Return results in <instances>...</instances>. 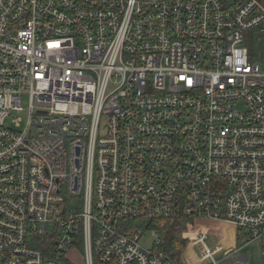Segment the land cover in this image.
<instances>
[{
  "label": "built area",
  "instance_id": "built-area-1",
  "mask_svg": "<svg viewBox=\"0 0 264 264\" xmlns=\"http://www.w3.org/2000/svg\"><path fill=\"white\" fill-rule=\"evenodd\" d=\"M193 219L264 257V0H0V264H244Z\"/></svg>",
  "mask_w": 264,
  "mask_h": 264
},
{
  "label": "rangeland",
  "instance_id": "rangeland-1",
  "mask_svg": "<svg viewBox=\"0 0 264 264\" xmlns=\"http://www.w3.org/2000/svg\"><path fill=\"white\" fill-rule=\"evenodd\" d=\"M186 228L187 230L184 231L183 237L188 239V241L186 242L187 246L195 236L200 237L202 235L206 236V246L212 249H214L216 246H221L224 244L232 247L239 244L238 230L234 226L224 221L220 222L210 219H195L193 225L186 226ZM150 242L151 235L150 232H148L147 237L144 238L141 243L146 247H149L151 246ZM187 246L182 251L186 250ZM201 248L202 246L199 245L198 247L192 249V252L196 253L197 256H200ZM237 248H239V246ZM243 252H246L251 257L249 264L264 263V257L261 255V247L259 241L255 240L253 241V243L245 245L242 250L237 252V254L235 255L236 258H238L239 255ZM93 261L95 264H100L96 257L93 258ZM64 264H86V262L84 261V246L76 244L73 251H71V253L69 254V260H67V262H64ZM219 264H228V261L224 260Z\"/></svg>",
  "mask_w": 264,
  "mask_h": 264
},
{
  "label": "trees",
  "instance_id": "trees-1",
  "mask_svg": "<svg viewBox=\"0 0 264 264\" xmlns=\"http://www.w3.org/2000/svg\"><path fill=\"white\" fill-rule=\"evenodd\" d=\"M258 39H259V36H258ZM252 41H253L252 43H257L256 37H253ZM193 222H194V219L193 220H181L178 224L179 226L177 230L170 229L168 231L167 238L165 240L166 244L163 249H165V251L170 257L178 258L181 251L186 248L187 246L186 242L188 241V239L183 237V233L185 230H187L186 226L193 225ZM245 235L248 236V234L244 233L242 235H239V238ZM40 247L42 248L41 245Z\"/></svg>",
  "mask_w": 264,
  "mask_h": 264
},
{
  "label": "crops",
  "instance_id": "crops-1",
  "mask_svg": "<svg viewBox=\"0 0 264 264\" xmlns=\"http://www.w3.org/2000/svg\"><path fill=\"white\" fill-rule=\"evenodd\" d=\"M247 234L246 232H244V231H239L238 230V235H242V234ZM245 236H247V235H245ZM245 236H242V237H240L239 239H238V242H239V244H237L236 246H229V245H226V244H224V245H221L223 248L225 247V248H237L238 246L240 247V249H239V251L240 250H242L244 247H241L240 246V243H241V241H240V239L241 238H243V237H245ZM216 247H219V246H216ZM215 247V248H216ZM73 251V250H72ZM71 253V252H70ZM69 253V254H70ZM69 254H68V256H67V259H66V261L67 260H69ZM240 257H245L246 258V261L244 262V264H249L250 263V260H251V257L246 253V252H243L242 254H240L239 255ZM239 258V257H238ZM264 264V263H263Z\"/></svg>",
  "mask_w": 264,
  "mask_h": 264
}]
</instances>
